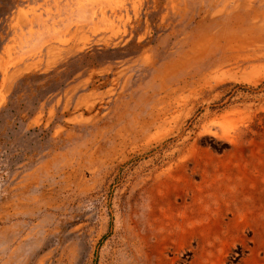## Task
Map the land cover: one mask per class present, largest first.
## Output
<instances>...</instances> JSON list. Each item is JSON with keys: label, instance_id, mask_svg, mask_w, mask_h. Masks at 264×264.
Instances as JSON below:
<instances>
[{"label": "rangeland", "instance_id": "374dc122", "mask_svg": "<svg viewBox=\"0 0 264 264\" xmlns=\"http://www.w3.org/2000/svg\"><path fill=\"white\" fill-rule=\"evenodd\" d=\"M0 264H264V0H0Z\"/></svg>", "mask_w": 264, "mask_h": 264}]
</instances>
